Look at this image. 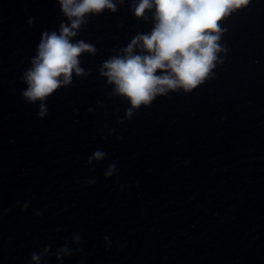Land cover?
I'll use <instances>...</instances> for the list:
<instances>
[{
	"label": "water",
	"instance_id": "95a60500",
	"mask_svg": "<svg viewBox=\"0 0 264 264\" xmlns=\"http://www.w3.org/2000/svg\"><path fill=\"white\" fill-rule=\"evenodd\" d=\"M130 3L88 17L87 74L40 118L20 77L65 18L56 0H0V264H264V0L220 22L227 52L203 83L127 118L99 69L152 27Z\"/></svg>",
	"mask_w": 264,
	"mask_h": 264
},
{
	"label": "clouds",
	"instance_id": "9594fccd",
	"mask_svg": "<svg viewBox=\"0 0 264 264\" xmlns=\"http://www.w3.org/2000/svg\"><path fill=\"white\" fill-rule=\"evenodd\" d=\"M249 2L132 0L131 14L147 19L145 13L149 12L152 27L134 35L118 54L104 60L99 69L106 83L113 85V95L123 97L129 104L126 117L131 118L141 105H150L158 95L177 89L189 92L203 83L216 64L223 62L218 54L227 52L220 43L225 31L220 22ZM56 3L65 20L57 30L41 33L30 67L20 77L26 85L21 98L27 104L39 101L37 115L40 118L46 115L45 101L54 90L69 85L73 73L76 76L87 74L80 66L79 57L85 52L94 54L96 49L90 43L73 39L81 26L88 23L90 15L100 14L105 9L116 12L118 4H123L124 0H56ZM103 156L102 151H96L89 160L98 161ZM114 168L115 165H110L105 176H110ZM27 207L25 203L22 210ZM74 239L78 240L79 236ZM59 251L68 253L66 246ZM31 260L39 264L40 254L33 253Z\"/></svg>",
	"mask_w": 264,
	"mask_h": 264
}]
</instances>
